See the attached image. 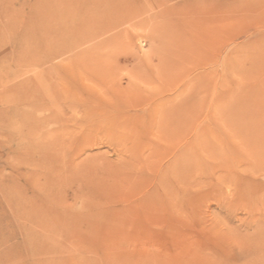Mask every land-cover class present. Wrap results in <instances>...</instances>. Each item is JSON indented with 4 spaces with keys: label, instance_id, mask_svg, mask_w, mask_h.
<instances>
[{
    "label": "rangeland",
    "instance_id": "1",
    "mask_svg": "<svg viewBox=\"0 0 264 264\" xmlns=\"http://www.w3.org/2000/svg\"><path fill=\"white\" fill-rule=\"evenodd\" d=\"M257 140L264 0H0V264H264Z\"/></svg>",
    "mask_w": 264,
    "mask_h": 264
},
{
    "label": "bare ground",
    "instance_id": "2",
    "mask_svg": "<svg viewBox=\"0 0 264 264\" xmlns=\"http://www.w3.org/2000/svg\"><path fill=\"white\" fill-rule=\"evenodd\" d=\"M60 1V0H59ZM120 2V1H119ZM33 4V3H32ZM61 5V4H60ZM54 7V6H53ZM59 7V6H58ZM51 8V7H50ZM32 9V8H31ZM55 9V8H54ZM58 9V8H57ZM48 10V9H47ZM50 12H51V10H49ZM39 12V11H38ZM43 12V11H42ZM41 12V13H42ZM47 13H48V11H47ZM51 14V13H50ZM54 13L52 12V15H53ZM32 16V15H31ZM54 16V15H53ZM44 19V18H43ZM31 20V19H30ZM102 20V19H101ZM57 21V20H56ZM58 22H60V21H58ZM61 22H62V20H61ZM39 23L38 22H36V24L35 25H38ZM54 25H55V22H54ZM52 23L51 24H48V27H49V29L52 31V30H54V29H57V28H55V26H54ZM47 30V29H46ZM37 31V30H36ZM42 31V30H41ZM47 31H49V30H47ZM209 32V31H208ZM50 33V32H49ZM28 34V33H27ZM43 34V33H42ZM30 35V34H29ZM34 36V35H33ZM32 38V37H31ZM29 39V38H28ZM35 39V38H34ZM25 40H27V39H25ZM27 42V41H26ZM28 43H29V41H28ZM31 43H33V41L31 42ZM231 113H233V111H230ZM252 120H253V117H247V118H239L238 119V122L240 123V127H242V128H249V130H251V131H255V132H259L260 130H262V129H258L260 126H261V124L260 123H258V122H252ZM239 125V124H238ZM256 145H259V144H261V145H263L264 143L263 142H258V140H257V142L255 143Z\"/></svg>",
    "mask_w": 264,
    "mask_h": 264
}]
</instances>
